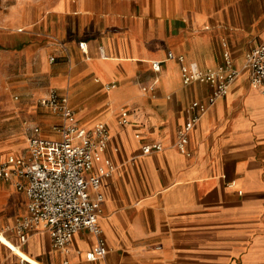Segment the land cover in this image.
I'll return each instance as SVG.
<instances>
[{"label": "crops", "instance_id": "obj_1", "mask_svg": "<svg viewBox=\"0 0 264 264\" xmlns=\"http://www.w3.org/2000/svg\"><path fill=\"white\" fill-rule=\"evenodd\" d=\"M244 7L210 16L189 14L179 0H11L0 15V33L10 29L0 52L25 56V93L40 99L57 90L82 127L107 124L103 157L115 170L101 185L99 223L109 252L94 262L86 254L96 238L85 230L67 254L44 232L20 245L13 228L27 198L0 179V264H264V96L243 70L246 54L264 39V8ZM226 43L237 50L231 59L241 73L202 114L188 157L176 146L178 133L190 103L206 102L214 87L184 86L177 58L216 68ZM156 78L155 90L143 91ZM38 99L40 115L21 123L25 147L0 153V164L26 152L25 121L53 136L60 118ZM154 143L162 151L143 154Z\"/></svg>", "mask_w": 264, "mask_h": 264}, {"label": "built area", "instance_id": "obj_2", "mask_svg": "<svg viewBox=\"0 0 264 264\" xmlns=\"http://www.w3.org/2000/svg\"><path fill=\"white\" fill-rule=\"evenodd\" d=\"M80 47L84 49V43ZM173 58V55L168 56V59ZM177 60L182 63L184 86L203 83L214 87L206 102L190 103L189 116L178 133L176 146L190 157L187 149L190 134L207 108L228 95L241 70L234 66L228 54L222 64L207 70H202L196 62L185 64L183 57ZM50 61L53 63L56 58ZM152 69L160 72L161 62H153ZM243 70L248 72L252 87L264 96V39L246 54ZM156 83L157 78L151 85L144 86L143 91L153 92ZM37 104L60 119L52 126L53 136L45 135L39 124L25 121L26 152L21 156L11 155L0 164V179L13 184L27 198V213L17 220L13 232L20 245L25 244L31 234L44 232L50 237L54 250L67 254L74 236L85 230L96 238L86 259L91 262L103 259L109 248L99 223L104 202L101 185L115 170L114 164L103 157L111 141L109 128L102 122L91 129L82 127L68 96L57 90H50ZM125 116L126 112L122 114V124L126 123ZM162 149L161 143L142 146L143 154Z\"/></svg>", "mask_w": 264, "mask_h": 264}, {"label": "rangeland", "instance_id": "obj_3", "mask_svg": "<svg viewBox=\"0 0 264 264\" xmlns=\"http://www.w3.org/2000/svg\"><path fill=\"white\" fill-rule=\"evenodd\" d=\"M180 3L186 6L189 14L196 12H205L210 16H216L217 11L226 10V12H233V10L245 6L248 10L259 11L264 8V0H179ZM11 0H0V15L6 12ZM3 27L2 24H0ZM0 33V36H5L10 29ZM228 36V35H227ZM252 42L247 39L246 47ZM235 52L237 50H234ZM233 50L228 43L223 53L224 55H233ZM238 52H242L241 50ZM25 56L22 52L2 51L0 52V153L11 154L19 153L25 147V136L22 130V121L25 118H33L37 112L35 101L38 96L27 95L24 88V79L28 82L26 77V65L24 64ZM26 77V78H25ZM19 96L18 100L15 96ZM40 118V117H39ZM43 130L46 128L41 124Z\"/></svg>", "mask_w": 264, "mask_h": 264}]
</instances>
